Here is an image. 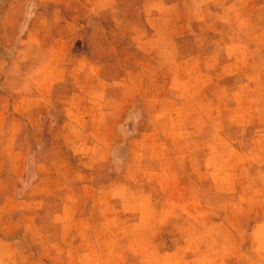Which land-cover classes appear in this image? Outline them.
Wrapping results in <instances>:
<instances>
[{
    "label": "rangeland",
    "instance_id": "rangeland-1",
    "mask_svg": "<svg viewBox=\"0 0 264 264\" xmlns=\"http://www.w3.org/2000/svg\"><path fill=\"white\" fill-rule=\"evenodd\" d=\"M0 264H264V0H0Z\"/></svg>",
    "mask_w": 264,
    "mask_h": 264
}]
</instances>
